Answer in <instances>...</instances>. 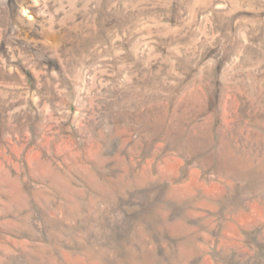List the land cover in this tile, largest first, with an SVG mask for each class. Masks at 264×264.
Wrapping results in <instances>:
<instances>
[{"label":"rangeland","instance_id":"374dc122","mask_svg":"<svg viewBox=\"0 0 264 264\" xmlns=\"http://www.w3.org/2000/svg\"><path fill=\"white\" fill-rule=\"evenodd\" d=\"M0 264H264V0H0Z\"/></svg>","mask_w":264,"mask_h":264}]
</instances>
